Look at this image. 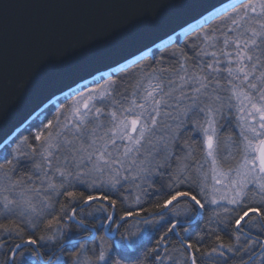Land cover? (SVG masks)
I'll return each mask as SVG.
<instances>
[{"label": "snow or ice", "instance_id": "snow-or-ice-1", "mask_svg": "<svg viewBox=\"0 0 264 264\" xmlns=\"http://www.w3.org/2000/svg\"><path fill=\"white\" fill-rule=\"evenodd\" d=\"M213 7L91 85L78 65L36 79L71 83L0 137V264H264V0Z\"/></svg>", "mask_w": 264, "mask_h": 264}, {"label": "water", "instance_id": "water-1", "mask_svg": "<svg viewBox=\"0 0 264 264\" xmlns=\"http://www.w3.org/2000/svg\"><path fill=\"white\" fill-rule=\"evenodd\" d=\"M160 2L0 0V114L6 115L0 122V137L9 133L15 136L23 129L48 103L45 97L50 93L54 94L52 103L68 93L64 85L70 84V79L41 93L34 90L36 79L54 67L78 65L81 70L72 79L81 85L91 84L89 72L96 79L100 73L107 76L106 66L124 63V57L130 61L134 53L138 58L137 48L152 47L153 42L159 47L169 34L175 39L180 26L186 29L189 25L195 27L197 21L203 23L198 13L214 15L213 6L218 8L233 0H199L201 6L194 11L161 10ZM193 16L197 19L193 20ZM130 34L140 38L132 44L125 43ZM99 52L110 55L96 58ZM80 76L83 81L78 79Z\"/></svg>", "mask_w": 264, "mask_h": 264}, {"label": "trees", "instance_id": "trees-1", "mask_svg": "<svg viewBox=\"0 0 264 264\" xmlns=\"http://www.w3.org/2000/svg\"><path fill=\"white\" fill-rule=\"evenodd\" d=\"M216 23H218V21H212V24H216ZM169 50H171V49H169ZM133 70H134V69H130L129 71H133ZM91 84H92V83H91ZM91 84H89V85H91ZM60 100H64V97H63V98H60ZM69 102H70V101H64L65 104H68ZM55 103H56V102H55ZM55 103H53V104H55ZM49 107L51 108V113L49 114V118H52V116H53L54 113H55V108H54V107H51V105H50ZM35 119H36V117H35L33 120H35ZM40 119L43 120L44 117L41 116ZM33 120H32V121H33ZM32 121H30V122H29V123L23 128V129H21L18 133H23L24 136H31L32 134H34V132L36 131V128H33V129L31 130V132L24 131V129H26V128L28 127V125H29L30 123H32ZM36 123L39 124V121L37 120ZM228 126H229L228 131L231 130V131H233V132L235 133L233 122L230 121V122L228 123ZM21 138H22V137H21ZM203 225H204V222H203V221H199V222H198V226H196V224L193 226V229H192V236H193L194 240H195L196 235L200 233V229L203 227ZM0 235H2V234H0ZM225 239H227V238L225 237ZM18 242H19V241H11L10 243H18ZM209 246H210V238L206 237L205 240H204V243H203L202 247H209ZM0 251H3V250L0 249ZM45 258H46V257H45ZM0 259H3V257H0ZM32 259H35V258H32Z\"/></svg>", "mask_w": 264, "mask_h": 264}, {"label": "rangeland", "instance_id": "rangeland-1", "mask_svg": "<svg viewBox=\"0 0 264 264\" xmlns=\"http://www.w3.org/2000/svg\"><path fill=\"white\" fill-rule=\"evenodd\" d=\"M69 103H70V102H69ZM234 115H235V114H233V118H232L230 121L233 122L234 130L236 131V134H238V129L235 128V123H236V121H235V119H234ZM228 129H229V126H228V124H227V125L225 126L223 132L221 133V137H222V138H223V135L226 134V133L228 132Z\"/></svg>", "mask_w": 264, "mask_h": 264}, {"label": "flooded vegetation", "instance_id": "flooded-vegetation-1", "mask_svg": "<svg viewBox=\"0 0 264 264\" xmlns=\"http://www.w3.org/2000/svg\"><path fill=\"white\" fill-rule=\"evenodd\" d=\"M230 122V121H229ZM235 133H236V131H235ZM194 225H195V222H194ZM192 238H193V236H192ZM193 240H194V238H193Z\"/></svg>", "mask_w": 264, "mask_h": 264}]
</instances>
